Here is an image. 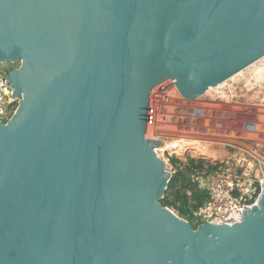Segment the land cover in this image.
<instances>
[{
	"label": "water",
	"instance_id": "water-1",
	"mask_svg": "<svg viewBox=\"0 0 264 264\" xmlns=\"http://www.w3.org/2000/svg\"><path fill=\"white\" fill-rule=\"evenodd\" d=\"M264 57V0H0V264H264V187L231 226L160 200L149 97L196 100Z\"/></svg>",
	"mask_w": 264,
	"mask_h": 264
},
{
	"label": "built area",
	"instance_id": "built-area-1",
	"mask_svg": "<svg viewBox=\"0 0 264 264\" xmlns=\"http://www.w3.org/2000/svg\"><path fill=\"white\" fill-rule=\"evenodd\" d=\"M243 72L236 74L235 77H238L231 84L211 88L209 98L229 101L235 97L232 95L233 92L237 95L243 91L254 90L255 75L250 76L248 81ZM8 73L0 72L1 123L9 120L19 101L13 96L7 82ZM228 93L231 97L227 96ZM191 101L194 100L183 99L173 84L154 92L148 101L145 136L149 140L160 142L155 150L156 154L166 153L168 158L174 157L184 161L187 158L200 161L197 157L203 156L205 162L213 167L210 171L203 170L192 176L198 188L207 193L206 201L192 212L197 227L202 224L213 226L240 224L242 212L249 211L257 205L262 192L261 186L264 187V156L255 138H245L244 144H238L237 140H233L231 145L222 144V148L219 149L221 152L217 151L215 147L219 145L218 139L211 136L213 130L207 124L209 114H205L202 106L198 108L201 116L190 115L189 111L192 112L195 108L186 104ZM198 113L197 111L196 114ZM250 120L255 122L256 119L249 118ZM197 121H202L203 125L196 126ZM256 125L257 122L253 124ZM188 143L195 145L187 146Z\"/></svg>",
	"mask_w": 264,
	"mask_h": 264
},
{
	"label": "rangeland",
	"instance_id": "rangeland-1",
	"mask_svg": "<svg viewBox=\"0 0 264 264\" xmlns=\"http://www.w3.org/2000/svg\"><path fill=\"white\" fill-rule=\"evenodd\" d=\"M263 64L264 57L259 59L256 63L252 64L253 66H250L251 68L248 67L243 70V76H245L248 81H250V76L252 77L253 75H255L254 78L256 79V88L254 90L249 92L243 91L242 93H238L237 95H234L233 92L232 95L235 97H233L229 101H225L223 99H210L209 94L211 91H209L208 93L205 92L203 95L198 97V99L186 104V106L188 107L190 106L195 108L192 112L189 111V114L192 116H201L202 113L198 108L204 106L203 110L205 114H209L207 124L213 130L211 136H214V138L218 139L217 141L219 142V145L215 147L218 149L217 151H220L219 149L222 148V144L231 145L233 140H237L238 144H244L245 138H255L260 146L259 150L264 156V113L261 114L262 119L260 120L257 119V117H255L254 115L255 109L264 110V74H262V71H264L262 70L264 69ZM18 67L19 64H0V72L8 73L12 68ZM258 69L260 70V73L256 74L258 72ZM257 76L261 79L258 80ZM237 77H234L235 79H233L229 83H225L224 85H229L230 83L236 81ZM247 84L249 83L247 82ZM227 96L231 97V94L228 93ZM197 111L199 112L198 114H196ZM249 118L256 119L254 121L257 122V125L253 126L255 122H251L253 120L249 121ZM199 125H203V122L197 121L196 126ZM157 156L163 161L166 170L172 175L175 166L172 165L171 162H169L168 155L166 153L161 154L160 152H157ZM197 159L202 163H205L203 164V168L201 171L211 170L210 167L212 166L209 165V163L205 162V158H203V156H198ZM177 160L179 162H184V159ZM171 211L176 217L185 221L184 219L180 218L176 212H174L173 210Z\"/></svg>",
	"mask_w": 264,
	"mask_h": 264
},
{
	"label": "trees",
	"instance_id": "trees-1",
	"mask_svg": "<svg viewBox=\"0 0 264 264\" xmlns=\"http://www.w3.org/2000/svg\"><path fill=\"white\" fill-rule=\"evenodd\" d=\"M169 162L175 166V169L160 203L163 207L176 212L195 229L197 224L193 220L192 212L206 201L207 193L198 188L192 176L200 172L205 163L190 158L179 162L174 157L169 158ZM210 168L213 169V167Z\"/></svg>",
	"mask_w": 264,
	"mask_h": 264
},
{
	"label": "bare ground",
	"instance_id": "bare-ground-1",
	"mask_svg": "<svg viewBox=\"0 0 264 264\" xmlns=\"http://www.w3.org/2000/svg\"><path fill=\"white\" fill-rule=\"evenodd\" d=\"M264 65V64H263ZM251 66H253V65H251ZM250 67V66H249ZM251 68V67H250ZM262 70H264V69H262ZM257 72V71H256ZM260 73V70L258 69V72L256 73V74H259ZM262 74H264V71H262ZM235 76H233V77H231L230 79H228L227 81H225V82H223V83H221V84H219V85H217L218 87H221L222 85H224L225 83H229L230 81H232L233 79H235L234 78ZM257 78H258V76H257ZM259 79H261V78H258V80ZM259 82V81H258ZM261 83V82H260ZM259 83V84H260ZM231 84V83H230ZM211 90V88L210 89H208L207 91L209 92ZM258 108V107H257ZM262 113H264V110H262V109H255V117H257V119H262L261 117V114ZM264 116V115H263ZM194 143H188V145L187 146H192ZM195 145V144H194Z\"/></svg>",
	"mask_w": 264,
	"mask_h": 264
}]
</instances>
